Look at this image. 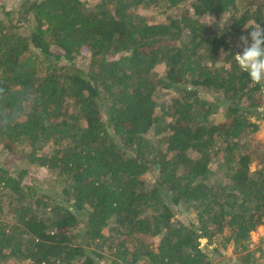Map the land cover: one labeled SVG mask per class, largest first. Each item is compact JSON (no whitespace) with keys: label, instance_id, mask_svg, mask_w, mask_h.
Masks as SVG:
<instances>
[{"label":"trees","instance_id":"trees-1","mask_svg":"<svg viewBox=\"0 0 264 264\" xmlns=\"http://www.w3.org/2000/svg\"><path fill=\"white\" fill-rule=\"evenodd\" d=\"M257 23L264 0L0 4V264H214L220 236L247 252L264 226L249 120L264 91L233 56Z\"/></svg>","mask_w":264,"mask_h":264},{"label":"rangeland","instance_id":"rangeland-1","mask_svg":"<svg viewBox=\"0 0 264 264\" xmlns=\"http://www.w3.org/2000/svg\"><path fill=\"white\" fill-rule=\"evenodd\" d=\"M13 2H14V0H0V4L5 5L8 9L12 6ZM143 12L144 11H141V13H143ZM178 13H179L178 10H173V9L168 11L167 14L160 13V12H157L154 10L148 12L150 17L155 22H158V23L166 22L167 21L166 17H168V16L175 17ZM205 21H207V19H205ZM212 22H215V21H212ZM227 25H228L227 17L222 18L217 23V27L220 30L225 29V27ZM55 52L58 53L57 50ZM81 61H84V60H81ZM164 70H165L164 67H160V68H158L157 71L161 75L164 73ZM211 97L214 99L218 98V97H213V96H211ZM249 116H250L249 117L250 122L256 123L259 125V130L256 133L254 140L257 142H264V106L260 109V111H258V113H255V114H252V116L251 115H249ZM216 119L221 120L220 117H216ZM220 122L221 121H217V123H220ZM1 159H2V164L7 165L8 168H10L11 170L17 169L19 164H20V160H17L15 158L7 159L6 157H4ZM30 169H31L30 176L34 178V182L36 184H38V187L42 191L43 190L52 191V187H51V183H50V178H51L50 175L48 173L44 172L43 170L37 171L36 169H32V168H30ZM169 205L175 211L176 216L174 218L177 221L183 223L181 221V220H183V221H185V223L189 224L190 221H188V220L191 219V221H193L194 223H196L198 225V223L193 219V217L188 212H186L185 209L181 205L178 207H180V210L183 211V213L180 212L178 210V208L175 207L174 205H172L171 203H169ZM154 241L157 244L158 238H155ZM216 242H217L218 246L220 247L219 248L220 253H219V255L216 254L215 256H213L214 258L210 257L212 262L214 264H237L238 259H239L238 257H242L243 255H245L247 253L256 252V253H260V256L262 253H264V226L258 228V230H256L255 232L252 233L251 246L247 252H245L241 255H238L236 253H232L231 250L225 251V249H223L224 243L226 242L223 236L216 238ZM201 244H202L203 248H205V243L203 242V240H202ZM205 251H206V248H205ZM261 258L263 259L262 263L264 264V256L262 255ZM12 264H13V262H12Z\"/></svg>","mask_w":264,"mask_h":264},{"label":"clouds","instance_id":"clouds-1","mask_svg":"<svg viewBox=\"0 0 264 264\" xmlns=\"http://www.w3.org/2000/svg\"><path fill=\"white\" fill-rule=\"evenodd\" d=\"M249 35L240 37L243 49L233 58L238 68L248 75L249 81L260 85L261 91H264V27L257 23Z\"/></svg>","mask_w":264,"mask_h":264},{"label":"water","instance_id":"water-1","mask_svg":"<svg viewBox=\"0 0 264 264\" xmlns=\"http://www.w3.org/2000/svg\"><path fill=\"white\" fill-rule=\"evenodd\" d=\"M200 243H201V241H200ZM200 249H201V250H203V252H205V253H206V251L203 249V246H202V244L200 245Z\"/></svg>","mask_w":264,"mask_h":264}]
</instances>
